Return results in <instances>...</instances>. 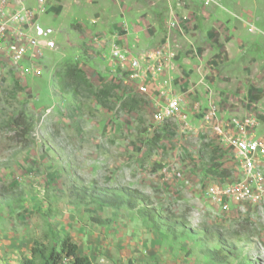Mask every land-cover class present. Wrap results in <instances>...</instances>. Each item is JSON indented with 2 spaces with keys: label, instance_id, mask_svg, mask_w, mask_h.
<instances>
[{
  "label": "rangeland",
  "instance_id": "1",
  "mask_svg": "<svg viewBox=\"0 0 264 264\" xmlns=\"http://www.w3.org/2000/svg\"><path fill=\"white\" fill-rule=\"evenodd\" d=\"M171 5L182 29L176 59L187 74L171 89L190 107L197 91L203 99L201 86L224 85L264 125V0H48L43 8L31 0L40 56L33 46L22 66L0 56V264H26L49 230L85 251L101 239L98 258L104 246L121 258L104 264H264V203L225 210L207 194L213 183L242 178L232 142L195 116L188 128L160 120V98L140 94L112 61L119 47L136 54L173 42ZM65 62L95 86H119L110 108L60 91L55 72ZM22 110L27 125L17 128ZM82 188L141 192L139 208L156 210L161 232L139 208L99 206L77 196ZM83 232L94 236L86 245Z\"/></svg>",
  "mask_w": 264,
  "mask_h": 264
},
{
  "label": "built area",
  "instance_id": "2",
  "mask_svg": "<svg viewBox=\"0 0 264 264\" xmlns=\"http://www.w3.org/2000/svg\"><path fill=\"white\" fill-rule=\"evenodd\" d=\"M47 3L48 0H36L37 6L41 8ZM34 15V9L28 7L24 0H0V56L8 59L14 66H22L32 46V57L36 58L41 54L38 48L40 42L32 35ZM180 21L171 5L168 30L181 33ZM167 40L153 50L136 54L114 49L111 58L115 64L126 69L129 80L142 95L150 93V86L160 81L159 97L164 105L158 118L162 121L178 120L188 128L192 120L187 111V101L171 89L175 80V48L178 45L171 42L170 37ZM46 45L55 47L52 40H48ZM208 92L212 93V90L209 88ZM197 113L203 126L213 130L221 140L232 142L238 171L242 174L238 181H230L224 185L213 183L207 191L211 201L220 204L225 210H229L231 205L263 204L264 132L258 133V117L251 113L243 117L222 118L218 113V105L212 98L207 108L202 111L197 109ZM181 176L179 173L178 177Z\"/></svg>",
  "mask_w": 264,
  "mask_h": 264
},
{
  "label": "trees",
  "instance_id": "3",
  "mask_svg": "<svg viewBox=\"0 0 264 264\" xmlns=\"http://www.w3.org/2000/svg\"><path fill=\"white\" fill-rule=\"evenodd\" d=\"M56 78L61 79L60 91L63 94L71 93L75 99L77 98H94L105 108H110L112 99L116 95L118 85L116 83H102L95 86L91 83L86 73L72 62H65L55 72ZM131 101H134L133 99ZM129 104V103H128ZM131 104V103H130ZM264 119V116H262ZM14 125L18 128L21 124L27 125V117L23 110L20 111L13 119ZM25 132V130H24ZM23 133V132H22ZM77 196L83 199H89L99 206H107L113 208H121L126 206L129 209H137L142 201L147 197L137 190L125 189L120 193H111L109 190L102 191L99 188H82L78 190ZM138 213L145 217L157 232H161L162 227L154 208H139ZM97 223H103L100 218L93 217ZM46 239L40 241L35 240L31 250L32 258H26V264H63L65 258L71 260V264H93L91 258L80 252L79 245L71 238H60L55 236L50 230ZM222 244V240H221ZM226 242L223 241V245ZM223 246L217 250H211L213 254L223 253Z\"/></svg>",
  "mask_w": 264,
  "mask_h": 264
},
{
  "label": "crops",
  "instance_id": "4",
  "mask_svg": "<svg viewBox=\"0 0 264 264\" xmlns=\"http://www.w3.org/2000/svg\"><path fill=\"white\" fill-rule=\"evenodd\" d=\"M31 0H24V2H26V4L28 5L29 4V2H30ZM36 1V0H35ZM39 32H41V30L39 31ZM172 33H174V35H172V38H174L173 39V43L174 44H176V45H178V42H177V39H178V32H176V31H170V35L172 34ZM169 37H171V36H169ZM175 41V42H174ZM179 46V45H178ZM119 49H121V50H123L122 49V47L120 48L119 47ZM180 56V55H179ZM182 59V56H180V58L178 59H176V61H175V64H176V70L174 71L175 73H174V76H175V80H174V82L172 83V87L173 86H176V85H178L179 83H180V81L182 80V78L185 76V75H187L186 73H185V71L186 70H182L181 69V66L179 65V61ZM189 63V62H188ZM192 68L194 69V71H195V65L194 66H192V67H190V66H188V70H187V72L188 71H190V70H192ZM256 72L257 73H259L260 72V69L257 67V70H256ZM260 74V73H259ZM258 76V75H257ZM261 76V75H260ZM248 81V82H247ZM212 84L213 83H211V86H212ZM247 85H249V80L247 79L246 80V86H244V88H247ZM210 86V85H209ZM223 87H224V85L222 86V88H220V89H222L223 90ZM201 89H204V94H203V99H200V97H199V92L197 91L196 92V94L195 95H192V98H193V100L195 99V105L194 106H190V107H188L187 106V111H188V113L190 114V118H191V120H193V116H195V121L196 120H200V118L198 117V114L199 113H197V109L199 110V109H206L207 108V106H208V103H209V100L212 98V99H214L215 101H216V103H217V105H218V113H219V115L222 117V118H225V119H230V118H232V117H234V116H236V117H243V116H245V115H247V114H249L244 108H243V99L241 98V96L242 95H240V98L237 96V95H233V94H230L229 92H227V91H222V90H219V89H215V87L214 88H212L211 89V87H210V89L212 90V93H210L209 94V92H208V89L207 88H205V87H203V86H201L200 87ZM161 89V86H160V81H158V82H156L155 84H152L151 86H150V93H149V95H150V97H154L155 99H159L160 97H159V90ZM197 89V88H196ZM177 91V90H176ZM178 92V91H177ZM181 93H186V92H181ZM191 94H193V93H191ZM211 94H214V96L213 97H210V95ZM245 97H247V95H244ZM201 110V111H202ZM199 112V111H198ZM247 112V113H246ZM259 120V119H258ZM264 120V119H263ZM200 122H201V120H200ZM264 125H260V123H259V125H258V133H262L263 131H264V128H262ZM219 138L220 139H222L220 136H219ZM223 141V140H222ZM83 234H84V237H82V245H86V244H88L87 242H86V240L88 239V238H90V239H92V237H94V236H92L91 235V233L90 232H86V233H84L83 232ZM121 240H122V238L120 237V235L119 236H117L116 237V239H114L113 240V243L114 244H116V246L117 247H120V245H121ZM99 241H101V239H99ZM99 241H97L96 243H97V246H96V248H94L93 247V245H92V243H91V245H90V249L88 250V251H85V249L84 248H82L81 247V243H78V242H76L78 245H79V248H80V252L81 253H83V254H86V255H88L90 258H91V260L93 261V264H95V262L97 263V261H99V259H100V261H99V263L100 264H104L103 263V258H105V259H107L108 261H111V262H113V263H115V262H118V263H121V258L120 257H116V255L115 254H113V255H111L110 254V252L111 251H106L107 249H109V248H107L106 246H104L105 248H104V250H105V253H103V255L104 256H99V258H98V256H97V254L99 253V251H98V248H99V244L101 243H99ZM104 245H105V243H103ZM10 245L11 246H13L14 248H17V247H19L20 246V244L19 243H15V242H11L10 243ZM101 246H102V244H100ZM107 245V244H106ZM107 246H109V245H107ZM30 247V246H29ZM85 247V246H84ZM93 247V248H92ZM100 250H102V248L100 247ZM110 250V249H109ZM97 253V254H96ZM106 256H108V257H106ZM117 258H119V261L117 260ZM115 261V262H114Z\"/></svg>",
  "mask_w": 264,
  "mask_h": 264
}]
</instances>
